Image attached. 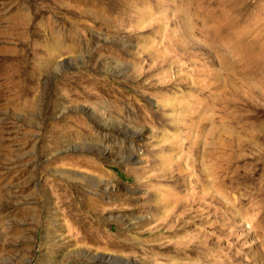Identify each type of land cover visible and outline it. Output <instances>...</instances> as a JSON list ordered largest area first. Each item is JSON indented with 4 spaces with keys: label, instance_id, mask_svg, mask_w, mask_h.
<instances>
[{
    "label": "rangeland",
    "instance_id": "374dc122",
    "mask_svg": "<svg viewBox=\"0 0 264 264\" xmlns=\"http://www.w3.org/2000/svg\"><path fill=\"white\" fill-rule=\"evenodd\" d=\"M0 264H264V0H0Z\"/></svg>",
    "mask_w": 264,
    "mask_h": 264
}]
</instances>
